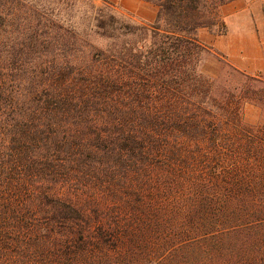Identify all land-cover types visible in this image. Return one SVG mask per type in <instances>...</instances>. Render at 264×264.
<instances>
[{
    "label": "trees",
    "instance_id": "trees-1",
    "mask_svg": "<svg viewBox=\"0 0 264 264\" xmlns=\"http://www.w3.org/2000/svg\"><path fill=\"white\" fill-rule=\"evenodd\" d=\"M144 1L0 0V264H264V75L197 39L235 0Z\"/></svg>",
    "mask_w": 264,
    "mask_h": 264
},
{
    "label": "crops",
    "instance_id": "crops-1",
    "mask_svg": "<svg viewBox=\"0 0 264 264\" xmlns=\"http://www.w3.org/2000/svg\"><path fill=\"white\" fill-rule=\"evenodd\" d=\"M226 33L219 35L203 28L198 31L199 39L217 52L240 71L251 76L264 75V16L246 7L243 0H235L222 7ZM245 119L250 124L263 121V110L252 103L244 106Z\"/></svg>",
    "mask_w": 264,
    "mask_h": 264
},
{
    "label": "rangeland",
    "instance_id": "rangeland-1",
    "mask_svg": "<svg viewBox=\"0 0 264 264\" xmlns=\"http://www.w3.org/2000/svg\"><path fill=\"white\" fill-rule=\"evenodd\" d=\"M93 1L97 7H106L117 18L125 20L127 22L141 24V25H152L155 23L157 19V14H158L157 6L144 0H93ZM243 1L245 2L246 7L249 8V10L252 12V14L262 12L264 16V12H263L264 0H243ZM77 9L79 10V13H77V16L74 19V21L77 22V24L83 22L88 23V21L82 18V15L84 13H87L88 16L91 15V10L87 2L78 3ZM224 15H225L224 12H222L221 10L222 18L224 17ZM219 29L220 28H215L214 32L219 34L218 33ZM197 39L201 43H203L199 39L198 33H197ZM244 118H245V114H244ZM245 121L248 123L246 119Z\"/></svg>",
    "mask_w": 264,
    "mask_h": 264
}]
</instances>
